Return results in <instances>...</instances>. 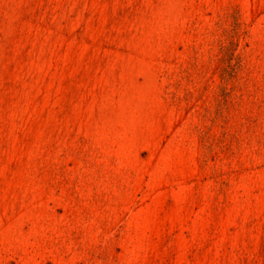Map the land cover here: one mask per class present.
I'll list each match as a JSON object with an SVG mask.
<instances>
[{
    "label": "rangeland",
    "instance_id": "374dc122",
    "mask_svg": "<svg viewBox=\"0 0 264 264\" xmlns=\"http://www.w3.org/2000/svg\"><path fill=\"white\" fill-rule=\"evenodd\" d=\"M0 264H264V0H0Z\"/></svg>",
    "mask_w": 264,
    "mask_h": 264
}]
</instances>
